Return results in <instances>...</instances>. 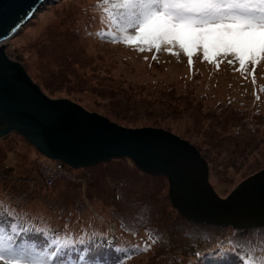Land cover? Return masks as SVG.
I'll list each match as a JSON object with an SVG mask.
<instances>
[{
    "label": "rangeland",
    "instance_id": "374dc122",
    "mask_svg": "<svg viewBox=\"0 0 264 264\" xmlns=\"http://www.w3.org/2000/svg\"><path fill=\"white\" fill-rule=\"evenodd\" d=\"M109 2L47 0L0 44L48 97L74 101L123 127L161 128L187 140L205 159L208 181L221 197L264 168V58L253 72L251 64L243 70L229 64L231 56L206 61L201 51L190 66L178 46L141 51L115 27L122 0ZM45 157L14 130L0 135V200L24 214L23 226L40 218L47 230L135 244V252L116 264H180L174 245L185 243V233H214L181 221L167 178L144 173L130 158L70 167L74 179L57 181L48 193L38 171ZM117 216L131 228H116ZM217 226L241 252L237 264L264 261V224ZM146 243L152 244L147 252Z\"/></svg>",
    "mask_w": 264,
    "mask_h": 264
},
{
    "label": "water",
    "instance_id": "95a60500",
    "mask_svg": "<svg viewBox=\"0 0 264 264\" xmlns=\"http://www.w3.org/2000/svg\"><path fill=\"white\" fill-rule=\"evenodd\" d=\"M47 0H0V42L13 36ZM0 44V135L16 131L43 155L71 167L127 157L168 181L171 205L198 223L246 228L264 224V168L221 197L205 159L187 140L161 128L123 127L65 98H50L9 59Z\"/></svg>",
    "mask_w": 264,
    "mask_h": 264
},
{
    "label": "snow or ice",
    "instance_id": "6c2138e0",
    "mask_svg": "<svg viewBox=\"0 0 264 264\" xmlns=\"http://www.w3.org/2000/svg\"><path fill=\"white\" fill-rule=\"evenodd\" d=\"M118 7L121 15L115 27L125 43L135 44L141 51L144 46L157 51L162 46L165 50L178 46L190 66L193 53L201 51L206 61L231 56L229 64L238 62L241 70L251 64L253 72L264 58V0H122ZM116 39L112 37L113 42ZM6 227H0V264H64V245L56 242L48 251L36 254L23 245L21 232L26 229L17 232L13 227V234L8 235ZM151 246L146 243L143 251Z\"/></svg>",
    "mask_w": 264,
    "mask_h": 264
},
{
    "label": "trees",
    "instance_id": "16d2710c",
    "mask_svg": "<svg viewBox=\"0 0 264 264\" xmlns=\"http://www.w3.org/2000/svg\"><path fill=\"white\" fill-rule=\"evenodd\" d=\"M110 3H112V0H110ZM108 11L111 13L110 8ZM67 166L69 165L67 164ZM55 184L56 182L51 186H47L49 187L48 193L54 191ZM23 215L22 212L18 214L13 206H10L9 209L7 203L0 200V227L7 226L6 233L8 235L13 234V227H15L17 232H21V229H26L27 231L21 232L23 245L36 254H43L56 242L64 245V250L61 253L64 264H116L123 257L135 252L134 250L136 249V246L130 247L135 244L125 246L119 240V243H116L104 237L100 238L102 234L94 236L90 232H86L88 233L86 234L83 231L75 230V234H72L75 236H72L70 232H68L70 235H67L64 233L65 231L60 230L57 232L58 230L56 229L47 230L42 224L44 221L40 218H34L31 225L23 226L25 222H28L27 219H24ZM115 221L117 222L116 228L122 227L123 224L131 228L125 219H120L117 216ZM181 221L186 222L188 225L195 224L203 228L213 229L214 233L206 230V232L197 238L188 237L185 233L184 237L187 239L185 243L180 246L174 245V248H177L176 260L180 264H237L241 260V252L232 243L229 236L227 237L230 240H224L226 236L222 237L219 234L217 225L208 224L210 226H207L204 225L206 223H193L184 218ZM132 229L134 228L132 227ZM55 232L57 233L54 234ZM16 239L19 243L20 238L16 237Z\"/></svg>",
    "mask_w": 264,
    "mask_h": 264
},
{
    "label": "built area",
    "instance_id": "2783aa9c",
    "mask_svg": "<svg viewBox=\"0 0 264 264\" xmlns=\"http://www.w3.org/2000/svg\"><path fill=\"white\" fill-rule=\"evenodd\" d=\"M38 169L43 181L51 185L56 179H74L70 170L65 168L64 163L60 160L43 159L38 162Z\"/></svg>",
    "mask_w": 264,
    "mask_h": 264
}]
</instances>
